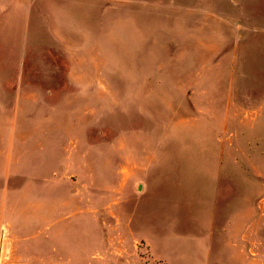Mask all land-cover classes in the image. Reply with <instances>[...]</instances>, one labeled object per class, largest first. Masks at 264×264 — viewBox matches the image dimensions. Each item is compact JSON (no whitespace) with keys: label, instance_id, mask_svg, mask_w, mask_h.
<instances>
[{"label":"rangeland","instance_id":"rangeland-1","mask_svg":"<svg viewBox=\"0 0 264 264\" xmlns=\"http://www.w3.org/2000/svg\"><path fill=\"white\" fill-rule=\"evenodd\" d=\"M0 264H264V0H0Z\"/></svg>","mask_w":264,"mask_h":264}]
</instances>
